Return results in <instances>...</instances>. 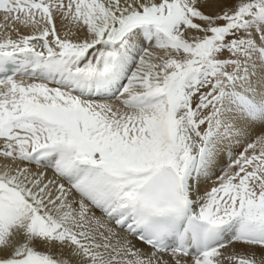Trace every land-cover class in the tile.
<instances>
[{
  "label": "snow or ice",
  "instance_id": "6c2138e0",
  "mask_svg": "<svg viewBox=\"0 0 264 264\" xmlns=\"http://www.w3.org/2000/svg\"><path fill=\"white\" fill-rule=\"evenodd\" d=\"M0 12V264H264V0Z\"/></svg>",
  "mask_w": 264,
  "mask_h": 264
},
{
  "label": "bare ground",
  "instance_id": "6f19581e",
  "mask_svg": "<svg viewBox=\"0 0 264 264\" xmlns=\"http://www.w3.org/2000/svg\"><path fill=\"white\" fill-rule=\"evenodd\" d=\"M56 27H57V30L59 31V33L61 34V36H63L65 34V32L75 31V28L71 24V22L66 21V20L57 19ZM16 29H19V31L23 34H28L32 31V29L30 27H24V26L20 25L19 23L12 21L11 19L6 20L5 14L3 12H0V39H4L9 35L12 38H16V36H17ZM71 38L76 39L77 37L72 36ZM111 102L115 103V101H111ZM225 163H226V161H225ZM2 166H3V160H2V158H0V167H2ZM49 175H51L50 172H49ZM97 215H100V214L97 213ZM130 239H132V242H133V244L136 245V247L142 248L145 251H148V249L144 245L140 244L134 237H132ZM253 251L257 256H259L262 253V251H264V250H261L259 247H256ZM169 258H170L169 255L164 256L165 260H168Z\"/></svg>",
  "mask_w": 264,
  "mask_h": 264
}]
</instances>
